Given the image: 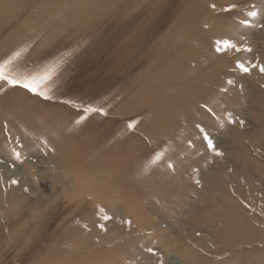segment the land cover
<instances>
[{
  "label": "rangeland",
  "instance_id": "obj_1",
  "mask_svg": "<svg viewBox=\"0 0 264 264\" xmlns=\"http://www.w3.org/2000/svg\"><path fill=\"white\" fill-rule=\"evenodd\" d=\"M0 264H264V0H0Z\"/></svg>",
  "mask_w": 264,
  "mask_h": 264
},
{
  "label": "bare ground",
  "instance_id": "obj_2",
  "mask_svg": "<svg viewBox=\"0 0 264 264\" xmlns=\"http://www.w3.org/2000/svg\"><path fill=\"white\" fill-rule=\"evenodd\" d=\"M261 207V206H260ZM26 223L24 222H20V223H16V224H12L11 225V234L13 235V238L16 240H18V237L21 235L22 232H25V230H27V227L25 226ZM32 227H30L29 231L31 230ZM28 231V230H27ZM26 235V234H25Z\"/></svg>",
  "mask_w": 264,
  "mask_h": 264
}]
</instances>
